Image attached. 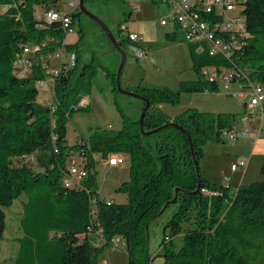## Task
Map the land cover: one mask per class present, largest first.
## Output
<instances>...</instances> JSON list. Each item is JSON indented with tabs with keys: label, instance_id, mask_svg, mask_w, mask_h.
Segmentation results:
<instances>
[{
	"label": "trees",
	"instance_id": "1",
	"mask_svg": "<svg viewBox=\"0 0 264 264\" xmlns=\"http://www.w3.org/2000/svg\"><path fill=\"white\" fill-rule=\"evenodd\" d=\"M59 2L0 0V244L7 227L5 208L21 199L22 233L14 264H99V255L116 239L126 243L131 264H151L145 252L146 226L174 197L176 187L189 192L179 190L173 202L177 209L163 227L167 264H264V179L243 182L231 192L228 186L205 177L200 166L205 143L220 140L222 132L237 128L234 115L191 110L168 119L157 105L178 102L180 90L139 81L133 90L152 102L145 128L176 121L184 129L167 126L144 135L140 116L122 114L123 125L117 131L68 144L72 112L89 107L81 104L88 95L73 86L74 78H91L94 71H88L93 58L84 57L83 46L66 41L68 31L61 20L47 21L48 11L60 10ZM238 4L243 6L244 23L240 29H230L239 44L234 57L252 80L264 86V0H240ZM71 15L75 25L76 8ZM210 19L212 24L223 21L215 13ZM64 40L67 49L77 53L76 65L65 61L56 80V101L44 105L37 100V85L45 77L41 60H48ZM187 43L193 44L191 51L197 50V44ZM27 44L40 49L30 53L33 65L24 72L18 66L23 62H15ZM204 49L193 57L199 80L183 84L182 90L220 89L218 82L205 81L200 75L202 65L221 61L208 54L206 43ZM116 74L112 75L115 85ZM141 104L143 109L145 103ZM95 152L101 153L99 158ZM75 153L79 159L70 156ZM115 154L128 155L130 162V179L120 187L128 201L122 203L97 194V165L100 161L108 165ZM74 162L83 165L88 175L79 185L67 186ZM179 235L183 242L176 249L174 240Z\"/></svg>",
	"mask_w": 264,
	"mask_h": 264
},
{
	"label": "rangeland",
	"instance_id": "2",
	"mask_svg": "<svg viewBox=\"0 0 264 264\" xmlns=\"http://www.w3.org/2000/svg\"><path fill=\"white\" fill-rule=\"evenodd\" d=\"M77 0H60L59 9L63 12L75 10ZM86 6L112 29L117 38L120 37V27L126 23L125 31L138 32L142 35L139 42L124 41L123 49L128 57L122 76V85L134 89L136 85L129 83L128 76L141 82L143 85L169 87L180 90L178 102H162L157 106L168 119L174 120L185 111L196 110L202 113H219L234 115L237 128L240 131L250 130L257 134L261 120L259 109L250 106L249 97L241 98L238 95L237 83L231 84V94L225 89L187 91L182 90L185 83L191 84L199 80L194 66V51L179 33L170 38L167 33L175 30L171 12L162 0H86ZM243 6L236 4L233 10L227 11L225 22L233 17L242 15ZM167 19L168 24L161 20ZM75 31L67 33L68 43L77 42L83 46L84 57L93 58L91 78H74L73 86L77 85L82 95H88V109H75L67 123V141L74 145L81 139L90 140L95 134L105 131H117L123 125L122 114L140 116L141 100L120 93L112 82L113 73H117L121 54L116 51L101 28L86 16H80L75 22ZM144 54L139 56V52ZM69 50L64 51V60L68 61ZM61 60L50 57L52 66H59ZM22 67L21 64L18 65ZM89 71V72H90ZM109 72L110 74H107ZM258 82V80H255ZM204 83V82H203ZM37 100L41 104L56 101L52 91L45 83H39ZM238 90V91H237ZM76 93L75 90H72ZM80 105V102L78 103ZM257 143L253 138L243 135L235 139L230 133H221L220 140L209 139L204 145L205 155L200 159L201 170L205 177L229 187L235 192L243 182L264 179L261 166L264 162V131L260 133ZM100 152H95L99 158ZM78 158V154H71ZM125 162L120 165H105L101 161L97 165L98 181L97 194L117 203L127 202L128 194L120 189L121 185L130 179L129 158L125 155ZM79 159V158H78ZM245 160L248 162L247 172L241 168L233 170L234 164ZM245 174V175H244ZM23 200L17 199L11 207H7V227L0 247V264H14L18 249L17 238L22 233L20 218L23 215ZM177 209L175 203L149 222V240L146 245V257L151 264H165V248L162 247L164 238L163 227ZM175 247H181V235L174 240ZM126 243L117 250L107 249L98 257L99 264H131Z\"/></svg>",
	"mask_w": 264,
	"mask_h": 264
},
{
	"label": "built area",
	"instance_id": "3",
	"mask_svg": "<svg viewBox=\"0 0 264 264\" xmlns=\"http://www.w3.org/2000/svg\"><path fill=\"white\" fill-rule=\"evenodd\" d=\"M169 7V12L172 14V19L175 25L176 32H180L183 39L189 43L197 44L199 53L205 51L204 43L208 45V54L211 56H218L221 61L213 64H205L200 67V75L203 80L210 82H218L220 89H225L227 93L231 94V84L237 83L238 95L241 98L249 97L250 105L256 106L259 109V115L262 122H264V86L259 82L252 80L248 76V72L240 67L234 57L238 41L234 38V32L231 28L240 29L243 26L244 18L233 17L231 21L225 22L226 12L233 10L240 0H164ZM222 15L223 21L217 24L211 23V16L213 14ZM46 19L51 22L54 19H60L62 26L70 32L75 31V25L72 23L71 12H63L60 10H51L46 14ZM162 24H168L167 19L161 20ZM125 28V26H124ZM126 37L133 42L142 40V35L136 31L126 32ZM39 46L32 47L30 44L24 46L22 58H19L15 64L23 62V71L28 72L33 65L30 59V53H33ZM67 49L66 41L64 40L58 47L54 48L52 54L47 60L45 57L41 60V67L44 71L45 77L39 83H45L55 95L56 80L64 66V51ZM70 57L66 62L67 65L74 67L77 61L76 51H69ZM144 54L139 52V56ZM56 57L61 60L59 66H52L50 64V57ZM88 103V96L84 97L81 104ZM264 131L262 128L257 134L250 130L240 131L238 128L229 130L232 139L240 135L246 138H253L256 142L260 133ZM28 160H33L32 156H27ZM124 154H115L108 161V165L115 166L125 162ZM248 167V162L245 160L234 164L233 170L241 168L244 172ZM71 177L66 179V185H79L80 181L88 175L87 169L83 165H77L75 162L71 166ZM124 242L121 239L114 240L108 249L117 250L123 247Z\"/></svg>",
	"mask_w": 264,
	"mask_h": 264
},
{
	"label": "water",
	"instance_id": "4",
	"mask_svg": "<svg viewBox=\"0 0 264 264\" xmlns=\"http://www.w3.org/2000/svg\"><path fill=\"white\" fill-rule=\"evenodd\" d=\"M77 6L80 10L81 13L85 14L87 17H89L90 19H92L102 30V32L108 37V39L110 40V42L113 45V48L118 51L121 54V61L117 70V74H116V88L117 90L122 93L125 94L127 96H131L134 97L136 99H139L141 101H143L145 104L143 105V109L141 111L140 114V125H141V130L142 133L144 135H149L151 133L157 132L167 126H177L180 129H184V127H182V125H180L178 122L176 121H168L158 127L152 128V129H146L145 128V124H144V120H145V116L147 111L149 110V108L152 106V102L147 99L143 94L139 93L136 90L133 89H129V88H125L122 85V76L124 73V67L126 65V61H127V53L126 51L122 48V42L121 39L117 38L116 35L113 33L112 29L109 27V25L102 19L100 18L98 15H96L95 13H93L87 6H86V0H77ZM189 140H190V144H191V149H192V155H193V159H194V164L196 166V169L198 170V160L196 157V154L194 152V144L192 142V138L189 135ZM200 187V184L198 185V187L196 188V190L198 191ZM179 190H183L184 192H189L188 190L182 188V187H176L175 188V195L172 199H169L168 201H166L164 203V205L162 206L161 210L158 212L157 215L154 216V218H156L157 216L161 215L168 207V205H170L173 202L177 201V197H178V192ZM149 223L146 226V231H147V243L149 240ZM167 259L165 264H167Z\"/></svg>",
	"mask_w": 264,
	"mask_h": 264
},
{
	"label": "crops",
	"instance_id": "5",
	"mask_svg": "<svg viewBox=\"0 0 264 264\" xmlns=\"http://www.w3.org/2000/svg\"><path fill=\"white\" fill-rule=\"evenodd\" d=\"M164 3H165V1L164 0H162ZM166 4V3H165ZM167 5V4H166ZM168 6V5H167ZM168 11H169V7H168ZM167 25V24H166ZM180 32H176V29L172 32H170V34L172 35V37H176L178 34H179ZM183 37V36H182ZM75 43V42H74ZM68 44H73V43H68ZM128 81H129V83H131V84H133V85H137V84H139V81L137 82V80L136 79H134V77H132L131 75H129L128 76ZM88 100H89V98H88ZM251 106V105H250ZM252 108H254V109H258L256 106H251ZM261 120V119H260ZM237 126V125H236ZM263 129L264 130V122H262L261 121V124H260V128L258 129V131L260 130V129ZM262 133H263V131H262ZM260 138V137H259ZM258 138V139H259ZM257 143V142H256ZM247 170V169H246ZM245 172H247V171H245ZM244 172V173H245ZM245 175V174H244Z\"/></svg>",
	"mask_w": 264,
	"mask_h": 264
},
{
	"label": "flooded vegetation",
	"instance_id": "6",
	"mask_svg": "<svg viewBox=\"0 0 264 264\" xmlns=\"http://www.w3.org/2000/svg\"><path fill=\"white\" fill-rule=\"evenodd\" d=\"M76 10H77V13H78V15H77V18H79L80 16H86L85 14H83V13H81L80 12V10H79V8H78V6H77V4H76ZM87 17V16H86ZM87 18H89V17H87ZM90 19V18H89ZM92 20V19H91ZM93 21V20H92ZM124 26H125V28L127 27V24L126 23H122L121 24V27H120V38L121 39H124V41H127V40H125V39H128L127 37H126V31H125V28H124Z\"/></svg>",
	"mask_w": 264,
	"mask_h": 264
},
{
	"label": "bare ground",
	"instance_id": "7",
	"mask_svg": "<svg viewBox=\"0 0 264 264\" xmlns=\"http://www.w3.org/2000/svg\"><path fill=\"white\" fill-rule=\"evenodd\" d=\"M77 8V7H76Z\"/></svg>",
	"mask_w": 264,
	"mask_h": 264
}]
</instances>
